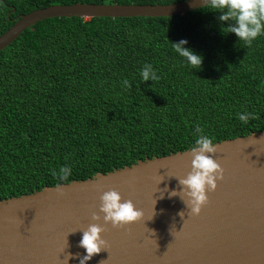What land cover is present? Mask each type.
I'll return each mask as SVG.
<instances>
[{"label": "trees", "instance_id": "16d2710c", "mask_svg": "<svg viewBox=\"0 0 264 264\" xmlns=\"http://www.w3.org/2000/svg\"><path fill=\"white\" fill-rule=\"evenodd\" d=\"M185 0H0V36L52 5H167ZM205 6L170 17L51 18L0 52V200L264 130V36L222 35ZM202 56L182 63L172 42ZM151 64L159 79L141 82ZM127 79L128 87L122 85ZM252 114L248 123L238 114ZM70 168L68 180L52 175Z\"/></svg>", "mask_w": 264, "mask_h": 264}, {"label": "water", "instance_id": "95a60500", "mask_svg": "<svg viewBox=\"0 0 264 264\" xmlns=\"http://www.w3.org/2000/svg\"><path fill=\"white\" fill-rule=\"evenodd\" d=\"M201 0L167 5H52L21 15L0 36V52L25 30L51 18L170 17L202 8ZM223 179L198 215L181 198L188 150L139 160L86 180L0 200V264H79L81 231L94 223L99 197L120 193L142 213L130 225L103 223L104 249L86 264H264V130L214 143ZM175 191L177 195L169 196ZM182 213V216L180 215Z\"/></svg>", "mask_w": 264, "mask_h": 264}, {"label": "clouds", "instance_id": "9594fccd", "mask_svg": "<svg viewBox=\"0 0 264 264\" xmlns=\"http://www.w3.org/2000/svg\"><path fill=\"white\" fill-rule=\"evenodd\" d=\"M202 6H206L209 11L216 13V19L220 23V33L227 35L234 34L237 42L244 46H251L260 36H264V0H201ZM187 41L181 39L172 42V50L182 58V63L192 70H198L202 64V56L192 49L186 47ZM141 82H155L159 79L151 64H145L139 70ZM123 87H128L127 79L122 82ZM253 118L252 114L244 112L238 114V119L242 123H248ZM196 138L190 146L188 152L191 154L190 171L184 178L178 179L181 186V198L190 209V214L196 216L200 213L203 205L207 203L206 192H212L217 187V182L223 179V170L213 158L216 153V145L212 139L203 134L199 125L194 128ZM70 168L62 166L58 173L52 172L54 177L60 182L68 180ZM58 183L54 186L58 195H63V189ZM66 186V185H64ZM175 191L169 196H175ZM98 213L91 215L94 223L89 224L86 230L81 231V239L78 247L83 248L85 254L80 257L79 264H86L93 255L104 249L105 241L101 237L102 229L97 225L101 219L105 224L112 227H122L133 224L142 218V213L137 210L130 200L122 199L119 192L109 190L99 197ZM182 216V213H180ZM70 256L66 255L65 264Z\"/></svg>", "mask_w": 264, "mask_h": 264}]
</instances>
